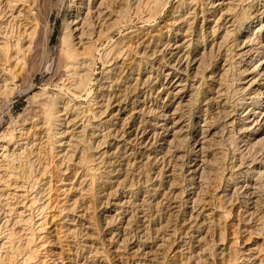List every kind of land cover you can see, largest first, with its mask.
<instances>
[{"label":"rangeland","instance_id":"rangeland-1","mask_svg":"<svg viewBox=\"0 0 264 264\" xmlns=\"http://www.w3.org/2000/svg\"><path fill=\"white\" fill-rule=\"evenodd\" d=\"M105 1L95 0L92 14L101 2L102 10L118 12L139 0ZM166 2L162 10L148 0L139 12L156 10L152 19L131 13L126 29L112 28L96 43L89 81L80 91L66 87L61 76L60 40L66 23L79 19L89 0L83 6L79 0H0V264H264V135L255 137L238 124L249 89L235 54L237 32L204 25L208 0L194 7ZM240 5L262 10L264 0ZM178 13L190 16L181 33L185 49L204 50L206 63L197 74L191 67L172 70L187 82L192 101L182 109L166 104L183 126L179 138L167 140L165 129L152 125L165 112V95L158 90L169 81L161 76L154 85L155 75L146 74L156 43L152 36L160 33L163 39L157 61L170 59L168 43L178 31L171 20ZM95 16L91 24L99 28L103 23ZM248 21L253 32L256 21ZM116 45L119 55L112 50ZM141 57L147 62L139 67ZM136 99L139 113L128 125L121 116L115 127L106 122L115 118L110 110L117 100L131 109ZM53 100L60 102L58 115L68 134L61 150L51 149L44 109ZM102 100L109 102V112L103 108L97 113L100 125L86 128ZM196 117L208 122L210 136L193 133ZM72 134L73 140L84 139V153L68 149ZM196 141H205L204 154L195 152ZM114 199L124 207L116 213Z\"/></svg>","mask_w":264,"mask_h":264},{"label":"bare ground","instance_id":"bare-ground-1","mask_svg":"<svg viewBox=\"0 0 264 264\" xmlns=\"http://www.w3.org/2000/svg\"><path fill=\"white\" fill-rule=\"evenodd\" d=\"M104 1L105 0H103V2ZM147 1L148 0H139V1H137L136 2V6L133 9L128 4L129 2H126L127 4L118 12H114L112 8H110L111 10H102L101 9V5H103V4L101 2L99 5L96 4L98 7H95V11L96 12L92 14L91 10L93 9V5L95 4V0H89V4L86 6V8H82V7L80 8V11H81V9H84V10L81 11V13L79 11V13H80L79 15H81L80 18L77 19V20H74V21H70L69 23H66V25L64 27V32H63L61 40H60L61 41L60 57L62 58V62L60 63L61 65L59 67H61L63 69V73H62V75L61 74L60 75L65 78L64 82H67L66 87H68L69 89L73 88L75 90H80V91L84 90V88L87 86V83L89 81V76H90V73L88 75L89 67H90L89 65L95 59L94 58V53L96 54L95 51H98V50H96V43L99 42L102 38H106L107 35H108V31L110 29L115 28V27H117L118 29H123V28L126 29V27L131 23V19H130V14L131 13L134 14L137 18H139L140 20H143V21H149L150 19H152L154 17V15L156 14V10H154L153 12L149 11V13L146 14L145 16L140 15V14H144V13L139 12V11H140L142 5H146ZM166 1L167 0H152V3H153V6H155V7L160 6L161 9L163 10L164 6L167 5ZM179 1H180V5H182L183 7L184 6L190 7V6L195 5L196 1H198V0H179ZM240 1L241 0H208V5H207L208 8L205 11H203L202 13L204 14V20H203L204 21V25L209 30L211 28V29H215V30H219V31H223V32H227V33L229 32L230 33V31H228V30L229 29H233L231 31H236L237 32V34L235 35V40H234L235 41L234 44H235V48H236V53L235 54L237 55L238 59H240V62L242 64L241 69L239 68L241 70V72H242V75H243V78L242 77L241 78H242V80H244L243 83L247 84V88L249 89L248 90L249 93L247 92L248 103H246V105H245L247 110H243L242 111L243 115H242L241 119L239 118L240 120H239L238 124L240 123L239 124L240 128L245 130V132L246 131L247 132L249 131V133L252 132V135L253 136L255 135V137H257L259 135H261V136L264 135V36H263V39L261 37V34H264V5H263V7H261L262 10L261 9H257V10L254 9L255 11H252V9H250V7H247V6H244V5H240ZM84 2H86V1H84ZM79 3H80L79 4L80 6H83V0H79ZM114 5H116V4H114ZM181 9L179 11H181ZM194 9L196 10V8H194ZM114 10H115V8H114ZM195 10L193 12L192 11L191 12L195 13ZM187 13H188V11H187ZM94 14H96L97 18L103 23L99 28H97L96 26L91 24L92 22H91L90 19L94 16ZM185 16H187L186 13L185 14L184 13L183 14H179L177 17H174L171 20V22L173 21V23H172L173 25H177L178 31H177V34L174 37V39L169 41V43H168V46L169 47H173V49L172 50L170 49L171 50L170 59L167 60L166 62L157 61L158 58L155 57V54L157 53V51L160 49V47H162L161 46L162 43H160V41L163 40L161 38L162 36H160L161 34L159 33L156 37H154V36L151 37L156 43L154 44V46L150 47V48H152L151 51H152V57H153L152 59H153V61L150 62L149 71L147 72L146 75L148 76L149 79H152L153 75H155V77H154L155 84L154 85H156L157 83L159 84L158 80H159V78L161 76H164V78H165L164 81L165 82L167 80L169 81V83H165V84L161 83L160 84V90H158V94H159L160 97H162V95L163 96L165 95L163 99L161 98L162 101H163L162 104H163V108L164 109L167 107L166 104H168V102H169L170 105L175 103V106L179 108L180 106H185L186 104H188V103H190L192 101V97L191 96H187L186 93H185L186 88H188L187 84H186L187 82L184 81L182 79V77L180 76V74H178L176 71L181 73L183 71H186L188 69V67H191L193 69L194 73L197 74L198 71L201 72L202 70H204L203 65L206 63V61H205L204 64L202 63V61H204L202 59V58H204L203 57L204 56V52H205L204 50L193 49L194 52L190 53L191 51L190 52L187 51V48L185 49V47H184V45L186 46L187 43L185 44V41H183L184 37L182 36L181 33H182V29H183V26H184L185 22H187V20L190 17L189 16L188 19H187V17H185ZM205 16H207V17H205ZM205 18H207V19H205ZM254 19L256 21L255 25H254L255 28H254L253 32H250L251 28L253 27L252 26L253 24L252 23L248 24L247 22H249L248 20L251 21V20H254ZM172 24H171V26H172ZM169 27H170V25H169ZM166 35L167 34L165 33V36ZM107 41H109V40H107ZM220 42H222V41H220ZM8 46H6V50H8L7 52H9ZM16 47H17L18 51L21 50V46L18 43L16 44ZM200 47H202V46H200ZM150 48L148 47V49H150ZM166 49L169 50V48H166ZM112 50H113L114 54H116V55H119L120 53H122V48L119 45L114 46L112 48ZM161 52H162V50H160V53ZM207 53L209 54V52H207ZM176 55H177V57H176L177 59L175 58L176 59L175 61L171 60ZM6 57H8V54H7ZM189 57H192L191 58L192 60L188 64V62H186L185 59H188ZM154 60H156V61H154ZM141 61H143V62H141ZM146 62H147V59L146 58H142V59H140V61L137 64L140 67L143 63L145 64ZM224 63H226V62H224ZM173 69H175L176 71H172ZM226 70H227V68H226ZM174 72H176V75H175L174 79H170V78H172L171 76L174 74ZM208 72H209L208 74L210 75V71H208ZM127 73H131V72H127ZM198 76H200V75H198ZM202 76H204V74ZM140 77H141V72L139 74H137V77H136L135 81H138V78H140ZM128 78H129V76H128ZM206 78H208V77H206ZM209 78H210V76H209ZM209 80H211V79H209ZM124 81L127 82L126 79ZM6 83H7V81H6ZM121 83H122V81H121ZM6 85H8V84H6ZM6 85H5L4 88L7 90L9 85L8 86H6ZM83 92H85V91H83ZM83 92H81V93H83ZM215 92H216V90H215ZM210 94H208V96H206V100L210 96ZM117 98L119 99L120 97H117ZM135 98H139V97L137 96ZM121 101H122V99H121ZM144 101H145V99H144ZM219 101H220V99H219ZM138 102H139V100H137V99L134 100L133 103L130 106L131 107V109H130L129 108V104L128 105L124 104V108H121L122 103L119 102V100H117L116 101V105L113 106L111 108V110H110L111 114L115 113L112 116V117H115V118L108 119V121H106V122L110 123L111 125H113V127H115L116 123L113 124V121L118 122V120H119L118 117L121 116L120 117V119L122 118L121 122L123 124L125 122L128 123V121L132 118V116L138 115V113H139L137 111V105H136V103H138ZM59 103L60 102H58V100H53L50 103L47 102V104L44 105V109H45V112H46V120H47L48 126H51L50 137H51V149L52 150L53 149L54 150H56V149L57 150H59V149L61 150V148H62L61 143L64 141L65 137H67V135H68L67 132H66L67 129L64 128V126H63L64 125V123H63L64 120H61L62 118L60 119V117H59L60 115H58L59 113L61 114V111L59 109L60 108L59 107ZM143 103L144 102H142V104ZM220 103H221V101H220ZM140 104H141V102H140ZM97 105H98L99 110L97 109L98 111L92 112L90 117L87 118V123L85 125L86 128L87 127L89 128V126H93V128H95V127H98L100 125L101 121L98 120V116L97 115L101 114V111L103 110V108L105 110L103 112L104 114L106 112H109V109H110L109 102H105V101L102 100L99 103H97ZM114 107L115 108L117 107V109H114ZM185 108H186V106H185ZM127 111L131 112V114L129 113L130 117H126L127 116ZM180 117L177 118L175 112L170 113L169 110L165 109V112H163L161 110L159 112V114H158V118L156 116L157 120L154 122V124L152 126H153L154 130H157V129H162L163 130V129H165L166 139L167 140L170 139V138H174V139L175 138H179L178 133L181 134L182 130H183V126L181 125V118ZM200 118L196 119L195 126H194V128L192 127L194 129L193 133L196 135L199 132H202V133L205 132V136H210V128L207 127V123L208 122L206 123L205 121L200 120ZM127 123H125V125ZM97 124H99V125H97ZM184 126H185V124H184ZM203 127H204V129H203ZM83 132H85V131H83ZM80 134L81 133H79V135ZM74 136H75V134H72L71 138H70V141H68V143L66 144L68 149L72 150L74 148V150H76L78 148H81V150L84 153L85 147L87 146V145H84L85 144L84 139L81 138L80 140H76V138H79L81 136L80 135V136L76 137L73 140ZM129 136H130V134H129ZM84 138H85V136H84ZM10 140H11V138H10ZM254 143H256V142H254ZM205 148H206L205 141H196L194 143V150H195L196 153L204 154V150H206ZM208 148H209V146H208ZM87 151H89V150H87ZM195 152H193V153H195ZM85 155H86V153H85ZM83 159H85V158L82 155L81 161H83ZM204 161H206V160H204ZM91 167H93V166H91ZM197 169L193 170L191 173L194 174V175L196 173H199V172H197ZM106 174L109 175L110 173L108 172ZM108 175L107 176L105 175L106 179L110 178V177H108ZM111 178H112V176H111ZM103 180H105V179H103ZM109 180H111V179H109ZM114 193L115 192H113V194ZM116 194H118V193L116 192ZM119 200L120 199H114L112 201V205L111 206L113 208V212H115V213H116V211L117 212H118V210L121 211L124 208L123 204ZM107 203L109 205V202H107ZM72 208H74V207L72 206L71 209ZM127 223H128V219L126 220L125 224H127Z\"/></svg>","mask_w":264,"mask_h":264}]
</instances>
